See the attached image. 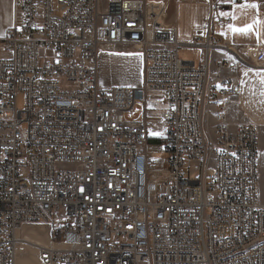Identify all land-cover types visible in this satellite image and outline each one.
Masks as SVG:
<instances>
[{
  "label": "built area",
  "instance_id": "2783aa9c",
  "mask_svg": "<svg viewBox=\"0 0 264 264\" xmlns=\"http://www.w3.org/2000/svg\"><path fill=\"white\" fill-rule=\"evenodd\" d=\"M208 3L206 29L184 43L168 0H15L0 57V264H17L27 223L50 228L43 264H264L258 125L233 132L226 119L237 72L264 62L215 35L232 21ZM107 46L143 54L141 86L99 84ZM149 94L165 106L161 168L149 156ZM141 104L146 120H133Z\"/></svg>",
  "mask_w": 264,
  "mask_h": 264
},
{
  "label": "crops",
  "instance_id": "0c3cea01",
  "mask_svg": "<svg viewBox=\"0 0 264 264\" xmlns=\"http://www.w3.org/2000/svg\"><path fill=\"white\" fill-rule=\"evenodd\" d=\"M220 2L222 3V7L219 13H224L223 16L231 19L232 23L230 25H232L233 28H244L248 25L252 27L247 32H234L229 26L226 28L218 27L222 35H215L221 41L228 42L237 49L246 47L256 49L258 52L253 58H255L257 62H264V0H220ZM253 3L257 4L258 8L243 7V5ZM210 15L211 7L208 0H201L196 3L186 0H168V19L170 22L176 24L179 39L184 43L189 42L198 32L206 29ZM17 23L18 14L15 0H0V39H3L8 29ZM216 28L217 27H215V29ZM114 50L121 51L124 50V47H115ZM118 56H120L122 60L123 58L125 60V57L121 55ZM193 61L200 64L203 61V53L199 60L194 59ZM237 73L242 76L241 88L239 93L231 96L228 101L226 119L233 132H235L241 124L246 122H253L260 126L259 145L262 160H264V95L261 94L264 92V83H262V79H264V67L259 71L254 69V67H241ZM148 102L150 106L155 108L159 107L163 112L165 108L164 104L162 102H155L153 100V94L148 95ZM141 105L143 106V104ZM216 111L217 105L215 103H208L206 105L204 121L206 130L212 140H215L217 137ZM260 175L261 199L264 202V168L262 165L260 166ZM23 228V233L26 238L41 242L42 244L50 242V228L47 224L27 225ZM40 230L46 233L42 238L34 236L36 233H32ZM21 246V248L24 247V251L33 252L36 254V258H39L38 250L32 245L23 244ZM17 248L19 249L20 247L18 246ZM21 257L19 255L17 256V264H19Z\"/></svg>",
  "mask_w": 264,
  "mask_h": 264
},
{
  "label": "rangeland",
  "instance_id": "374dc122",
  "mask_svg": "<svg viewBox=\"0 0 264 264\" xmlns=\"http://www.w3.org/2000/svg\"><path fill=\"white\" fill-rule=\"evenodd\" d=\"M104 3V0H102ZM215 34L217 36L222 35L220 28L215 29ZM0 39V57H2L5 52L3 50V42ZM115 47L107 46L105 47L99 55L98 58V82L102 86H138L143 84L144 79V66L145 60L142 53L137 50H133L131 47H124V50H114ZM181 56L186 60H199L202 56V50L198 48L182 47L180 49ZM123 54V55H121ZM131 54V55H129ZM125 57V60L121 59L120 56ZM18 106L20 108L24 107V95L21 93L19 95ZM136 121H145L144 106H142V111L133 118ZM147 122L150 127V136L152 141L149 145V156L153 161L154 167H166L168 163V153L165 151L163 146H161L160 138L163 136L164 123L162 121V111L160 108H155L151 106L149 110V116ZM258 131L260 134V126H258ZM154 133H159V135H154ZM207 136L210 139V135L207 132ZM264 168V160H262V154L259 155V170L260 166ZM197 170H195L194 175L199 173L200 163H196ZM26 225V224H24ZM23 225V226H24ZM36 233L34 236L42 238L46 235L43 231L32 232ZM24 235V234H23ZM19 249L17 248V256L21 257L19 264H41L39 258H36V254L30 251H24L22 243H18ZM21 250V251H20ZM20 251V252H18Z\"/></svg>",
  "mask_w": 264,
  "mask_h": 264
},
{
  "label": "bare ground",
  "instance_id": "6f19581e",
  "mask_svg": "<svg viewBox=\"0 0 264 264\" xmlns=\"http://www.w3.org/2000/svg\"><path fill=\"white\" fill-rule=\"evenodd\" d=\"M257 50L256 49H254V48H251L250 49V54L252 55V56H254V55H256L257 54ZM255 59V58H254ZM35 224H45V223H27L26 225H24V226H27V225H35ZM24 226H22V227H19L18 229H17V235L20 237V236H24L23 234V227ZM49 235H50V231H49ZM51 236V235H50ZM20 243H22V244H25V245H32L34 248H36L37 250H38V252H39V249H38V245H41L42 243L41 242H36V241H34V240H32V239H29V238H26L25 236H24V238L22 239V242H20ZM19 245V244H18ZM18 245H17V247H18ZM17 247H16V249H17ZM39 260H40V263L41 264H43V262L41 261V259H40V255H39Z\"/></svg>",
  "mask_w": 264,
  "mask_h": 264
},
{
  "label": "snow or ice",
  "instance_id": "6c2138e0",
  "mask_svg": "<svg viewBox=\"0 0 264 264\" xmlns=\"http://www.w3.org/2000/svg\"><path fill=\"white\" fill-rule=\"evenodd\" d=\"M243 7H248V8H258V5L257 4H246V5H243ZM221 15H224V13H221ZM230 28H232V30L234 32H247L251 29V25H248V26H245L244 28H233L232 25H229ZM123 55V54H121ZM131 55V54H129ZM262 83H264V79H262ZM262 95H264V92L261 93ZM154 135H159V133H154Z\"/></svg>",
  "mask_w": 264,
  "mask_h": 264
},
{
  "label": "trees",
  "instance_id": "16d2710c",
  "mask_svg": "<svg viewBox=\"0 0 264 264\" xmlns=\"http://www.w3.org/2000/svg\"><path fill=\"white\" fill-rule=\"evenodd\" d=\"M151 141H152V140H151ZM151 141H150V142H151Z\"/></svg>",
  "mask_w": 264,
  "mask_h": 264
}]
</instances>
